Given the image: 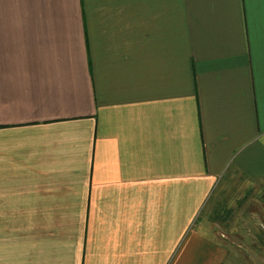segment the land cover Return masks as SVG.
Masks as SVG:
<instances>
[{"label":"crops","instance_id":"0c3cea01","mask_svg":"<svg viewBox=\"0 0 264 264\" xmlns=\"http://www.w3.org/2000/svg\"><path fill=\"white\" fill-rule=\"evenodd\" d=\"M235 173L264 181V0H0V221L27 264H225Z\"/></svg>","mask_w":264,"mask_h":264},{"label":"rangeland","instance_id":"374dc122","mask_svg":"<svg viewBox=\"0 0 264 264\" xmlns=\"http://www.w3.org/2000/svg\"><path fill=\"white\" fill-rule=\"evenodd\" d=\"M220 183L215 208L218 216L214 213V223L223 234L220 239L233 249L225 264H264V181L250 182L235 173ZM43 223L45 221H35L34 226L42 227ZM26 224L25 221H0L3 228L0 230V264H10L13 254L18 255L21 264H27V252H19L29 240L22 229Z\"/></svg>","mask_w":264,"mask_h":264}]
</instances>
